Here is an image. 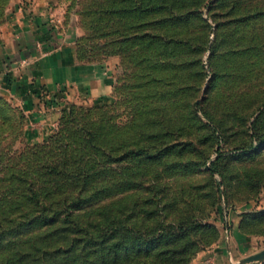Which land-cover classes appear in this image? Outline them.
<instances>
[{"label": "rangeland", "instance_id": "obj_1", "mask_svg": "<svg viewBox=\"0 0 264 264\" xmlns=\"http://www.w3.org/2000/svg\"><path fill=\"white\" fill-rule=\"evenodd\" d=\"M33 1H8L0 31ZM159 1L171 57L148 85L111 41L113 3L48 0L111 91L59 92L31 127L1 79L0 264H102L113 245L135 264H239L264 249V17L237 24L264 0Z\"/></svg>", "mask_w": 264, "mask_h": 264}, {"label": "crops", "instance_id": "obj_2", "mask_svg": "<svg viewBox=\"0 0 264 264\" xmlns=\"http://www.w3.org/2000/svg\"><path fill=\"white\" fill-rule=\"evenodd\" d=\"M41 1L16 4L0 31V81L12 74V95L33 116L31 127L40 122L37 116L42 114V126H47L59 92L100 96L111 91L102 80L104 74L74 61L72 27L48 0Z\"/></svg>", "mask_w": 264, "mask_h": 264}, {"label": "trees", "instance_id": "obj_3", "mask_svg": "<svg viewBox=\"0 0 264 264\" xmlns=\"http://www.w3.org/2000/svg\"><path fill=\"white\" fill-rule=\"evenodd\" d=\"M10 0H0V21H2L5 9ZM109 3H113V6L106 5V12L104 13V19L106 22H110V36L115 34L114 38H111L112 43L117 45L118 52L125 55L134 67L140 71V69L148 68L147 71L143 72L142 78L148 85L151 83L161 85L164 82L163 68L166 64H162L169 56V53L163 51L166 49V45L171 42L166 41L164 34L157 33V29L165 25L164 12L165 7L159 0H108ZM215 4L209 2L211 8ZM173 14V8L167 10ZM174 15V16H173ZM170 16L171 21H177V14ZM261 17H264L263 6L256 7L255 10L249 12V14L241 21L239 18L238 23L252 22L255 23ZM114 22V25H113ZM112 23V26H111ZM250 31V29H248ZM263 32L253 30L251 34V41L262 40ZM245 35L243 34L242 37ZM241 40V39H240ZM173 58V57H172ZM135 73V72H134ZM12 74L8 73L4 80L11 84L13 81ZM198 106L197 103H195ZM24 117V116H23ZM262 116L260 115L255 122L253 127H257V123ZM109 253L106 255L101 254L102 264H135L131 258L121 260V254L118 252L117 246H109ZM128 251V248L125 249ZM61 262V264H72ZM138 264H153L149 261H143ZM157 264V263H156Z\"/></svg>", "mask_w": 264, "mask_h": 264}, {"label": "water", "instance_id": "obj_4", "mask_svg": "<svg viewBox=\"0 0 264 264\" xmlns=\"http://www.w3.org/2000/svg\"><path fill=\"white\" fill-rule=\"evenodd\" d=\"M263 263H264V249L243 258L239 262V264H263Z\"/></svg>", "mask_w": 264, "mask_h": 264}]
</instances>
